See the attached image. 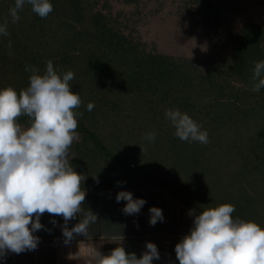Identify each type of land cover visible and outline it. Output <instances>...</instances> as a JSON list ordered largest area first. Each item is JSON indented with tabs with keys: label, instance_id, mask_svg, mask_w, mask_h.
<instances>
[{
	"label": "trees",
	"instance_id": "1",
	"mask_svg": "<svg viewBox=\"0 0 264 264\" xmlns=\"http://www.w3.org/2000/svg\"><path fill=\"white\" fill-rule=\"evenodd\" d=\"M50 3L53 11L46 18L25 4L13 23L9 9L15 0H0V24L7 22L8 30L0 35V90L11 87L19 94L26 89L31 75L26 66L43 74L51 61L61 76L73 72L69 85L81 105L75 109L78 139L69 154L70 164L85 178L81 187L114 190L123 187L115 181L128 177L174 191L171 166L184 173L190 162L186 157L206 154L223 172L225 184L236 177L237 188L248 187L235 199L242 203L238 210L245 222L264 228V87L252 90L254 65L264 61V29L247 23L237 32L231 54L210 52L194 60L159 52L155 44L150 50L137 33L136 20L122 11L103 12L98 1ZM184 3L199 14L211 36L219 7L210 0ZM90 102L92 111L87 110ZM169 109L188 114L207 132L208 143L180 140L165 115ZM17 123L28 127L30 118L22 115ZM149 132L156 134L155 144L145 139ZM165 152L176 163L161 164ZM203 178L209 183L210 174ZM190 185L177 193L202 211Z\"/></svg>",
	"mask_w": 264,
	"mask_h": 264
},
{
	"label": "clouds",
	"instance_id": "2",
	"mask_svg": "<svg viewBox=\"0 0 264 264\" xmlns=\"http://www.w3.org/2000/svg\"><path fill=\"white\" fill-rule=\"evenodd\" d=\"M25 4L41 18L53 11L50 0H15L9 9L13 23L19 21L18 12ZM0 35H8L7 22L0 24ZM25 71L31 72L26 89L19 94L11 87L0 90V257L7 252L36 249L39 238L33 233L44 227L40 217L45 213L63 218L65 243L74 235H87L90 224L97 221L95 213L82 208L86 192L81 184L85 178L69 160V149L78 138L76 117L80 114L75 109L81 105L79 94L69 85L74 74L68 71L61 76L51 61L43 74L31 66ZM252 80L253 91L264 87V61L255 63ZM94 106L90 102L87 110ZM22 115L30 118L27 128L17 123ZM165 115L180 140L208 143L207 132L188 114L169 109ZM155 135L146 133L145 139L154 141ZM116 201H126L122 209L126 215L138 214L146 203L128 191L118 192ZM149 211L151 225L163 220L161 209L152 207ZM234 211L229 203L198 214L189 211L194 216L193 227L175 246L179 264H264V228L233 219ZM81 213L82 219L69 229L68 222ZM113 237L123 240L122 236ZM91 256L94 264H152L160 258L151 242L146 243V251L139 258L122 246L108 254L94 249Z\"/></svg>",
	"mask_w": 264,
	"mask_h": 264
},
{
	"label": "rangeland",
	"instance_id": "3",
	"mask_svg": "<svg viewBox=\"0 0 264 264\" xmlns=\"http://www.w3.org/2000/svg\"><path fill=\"white\" fill-rule=\"evenodd\" d=\"M94 1H98L97 7L103 12H108L112 15L117 11H122L127 18L136 20L137 33L142 42L147 44L150 50H153V44H155L159 52L173 56L183 55L194 60L206 59L210 52L215 56L231 54L235 45L237 32L247 23H254L264 29V0H210V2L219 7L215 31L211 36L206 34L199 14L194 8L186 6L184 0H140L139 2H126L125 0ZM103 4H106L107 7L104 8ZM121 17L123 16L121 15ZM124 31L125 33L127 32L126 30ZM250 49L253 50L252 47ZM21 127L27 128L24 125ZM151 143L155 144L154 141H151ZM72 147L73 144L69 152H73ZM160 157L162 158L160 163L163 165L167 164L171 166L170 163H176V160H174L176 158L173 159L166 152L164 156L160 155ZM187 158H190V162L183 166L184 173L179 172V169L175 166H171L172 172L170 171L171 174L168 173L169 176L175 175L177 178V181L173 183V186L176 188L174 191L167 188H157L151 181L143 180L140 182L128 177L119 180V182L115 181L123 185V187L115 189L123 191L161 190L188 212L194 210L198 214L201 210L188 204L183 196L177 193V189H182L183 184L191 182V190L189 186L186 187H189L188 190L192 191V193L194 191L193 197L200 199L203 209L214 208L221 204L229 203L235 207V211L232 214L233 219L244 221V217H242L238 210L242 203L236 202L235 199L243 196L245 194L243 189H248V187L237 188L239 184L234 183L238 180L236 177H233L230 183L225 184L223 172H217V163H212V158L209 155L196 154V156ZM69 160L71 161L70 154ZM207 160H209V163ZM80 170L79 173L81 172ZM205 173L210 174V178L207 180L209 183H206V178H203ZM125 186L130 188H126ZM97 190L106 191L110 189ZM163 238H177V236H165ZM100 239L102 240L103 238ZM100 239L79 238L72 239L69 243H65V240L61 241V245H70V247L74 248L79 247V250H81L79 254L75 253L67 257L62 255L59 258V264H94L91 253L88 254L87 252V247L95 243L98 244ZM91 250L93 251L94 248L92 247Z\"/></svg>",
	"mask_w": 264,
	"mask_h": 264
},
{
	"label": "water",
	"instance_id": "4",
	"mask_svg": "<svg viewBox=\"0 0 264 264\" xmlns=\"http://www.w3.org/2000/svg\"><path fill=\"white\" fill-rule=\"evenodd\" d=\"M123 190L85 191L86 197L82 208L90 209L97 216V221L90 224L87 235H74L79 238H103L94 249L108 254L117 246L124 247L128 253H135L139 258L146 251V243L157 246L160 258L154 259L152 264H179L176 258L175 246L183 237L190 234L194 216L174 199L161 190H124L131 192L134 199H144L146 203L138 214L126 215L122 209L126 201H116V195ZM162 210L163 220L153 226L149 223L150 208ZM78 214L76 219L70 220L67 227L71 229L82 219ZM55 220L56 224L52 221ZM42 229L33 233L39 238L36 249L26 250L20 254L7 252L0 257V264H59L62 247L59 244L65 240L62 233L64 220L61 216H51L48 213L40 217ZM113 236H122L123 240ZM177 236V238H163ZM59 244V245H58Z\"/></svg>",
	"mask_w": 264,
	"mask_h": 264
},
{
	"label": "bare ground",
	"instance_id": "5",
	"mask_svg": "<svg viewBox=\"0 0 264 264\" xmlns=\"http://www.w3.org/2000/svg\"><path fill=\"white\" fill-rule=\"evenodd\" d=\"M92 247H93L92 245H89V246L87 247V252H88V254L91 253V251H92V250H91ZM80 250H81V249H80ZM80 250H79V247H78V248H77V247L74 248V247H72V246L70 247V245H67L66 247H65V246L62 247V253L64 254L63 256H66V257H67V256H70V255H72V254L74 255L75 253H76V254H79V253H80ZM85 252H86V251H85ZM87 252H86V253H87Z\"/></svg>",
	"mask_w": 264,
	"mask_h": 264
},
{
	"label": "built area",
	"instance_id": "6",
	"mask_svg": "<svg viewBox=\"0 0 264 264\" xmlns=\"http://www.w3.org/2000/svg\"><path fill=\"white\" fill-rule=\"evenodd\" d=\"M101 240V239H100ZM102 241V240H101ZM100 242V241H99ZM60 244V243H59Z\"/></svg>",
	"mask_w": 264,
	"mask_h": 264
},
{
	"label": "flooded vegetation",
	"instance_id": "7",
	"mask_svg": "<svg viewBox=\"0 0 264 264\" xmlns=\"http://www.w3.org/2000/svg\"><path fill=\"white\" fill-rule=\"evenodd\" d=\"M98 241H99V240H98ZM98 241H97V242H98ZM100 241H101V240H100Z\"/></svg>",
	"mask_w": 264,
	"mask_h": 264
},
{
	"label": "crops",
	"instance_id": "8",
	"mask_svg": "<svg viewBox=\"0 0 264 264\" xmlns=\"http://www.w3.org/2000/svg\"><path fill=\"white\" fill-rule=\"evenodd\" d=\"M170 239V238H169Z\"/></svg>",
	"mask_w": 264,
	"mask_h": 264
}]
</instances>
